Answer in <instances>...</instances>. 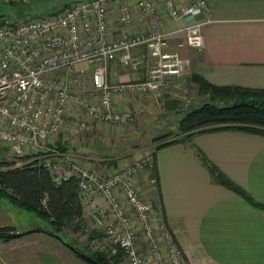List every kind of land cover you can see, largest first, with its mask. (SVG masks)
I'll use <instances>...</instances> for the list:
<instances>
[{"label":"built area","instance_id":"obj_1","mask_svg":"<svg viewBox=\"0 0 264 264\" xmlns=\"http://www.w3.org/2000/svg\"><path fill=\"white\" fill-rule=\"evenodd\" d=\"M11 1L30 0L0 4ZM111 1L73 0L53 13L22 19L0 14V148L18 158L17 164L43 165L56 183L76 178L84 206L103 199L90 214L103 231L88 241L91 251L121 253L125 264H186L164 213L139 191L136 175L153 167L156 144L132 163L102 174L51 141L64 128L89 131L92 125L84 115L113 124L133 121V111L115 108L120 97L159 92L184 72L188 59L165 49L170 32L158 25L165 17H194L180 27L185 37L178 45L204 48V29L212 20L208 0H164L162 6L156 0H124L136 4L147 26L129 28L135 14L124 2L118 36L110 25ZM138 47L147 53L134 52ZM114 61L135 69L145 65L146 76L110 82ZM82 62L87 68H77ZM147 177L157 184L155 175Z\"/></svg>","mask_w":264,"mask_h":264},{"label":"crops","instance_id":"obj_2","mask_svg":"<svg viewBox=\"0 0 264 264\" xmlns=\"http://www.w3.org/2000/svg\"><path fill=\"white\" fill-rule=\"evenodd\" d=\"M156 1L163 5L164 0ZM208 1L212 20L204 29V48L198 51L185 43L178 45L185 37L180 27L194 19L188 16L165 17L158 24L161 30L170 32L165 49L177 50L188 59L184 71L190 76L199 75L216 85L264 88V0ZM124 2L135 14L129 28L147 26L134 2L112 0L109 19L115 27L114 36L123 28L118 17ZM69 4L64 3L61 8ZM134 52L145 54L147 50L138 47ZM146 73L145 65L135 69L114 61L109 66L108 79L126 81L142 78ZM119 103L122 108L118 102L115 108L129 109L126 99ZM96 127L105 128L109 135L118 133L114 128L110 130L106 122ZM137 153H126L124 161H134ZM94 154L88 155L90 162L99 159ZM201 155L245 189L250 198L219 182ZM154 168L157 184L148 180L151 169L141 172L137 183L142 196L164 213L184 250L186 264H264V134L240 128L199 131L186 140L157 147ZM64 246L36 232L0 239V264H53V257L58 260L54 264H64V258L74 262L72 253L77 254Z\"/></svg>","mask_w":264,"mask_h":264},{"label":"rangeland","instance_id":"obj_3","mask_svg":"<svg viewBox=\"0 0 264 264\" xmlns=\"http://www.w3.org/2000/svg\"><path fill=\"white\" fill-rule=\"evenodd\" d=\"M72 1L73 0H30L27 3L11 1L10 3L0 4V14H5L11 20L27 18L38 14H50L59 10L64 3H71ZM82 67L87 68V64L84 62L77 64V68ZM200 84L201 82L199 78H196V75L190 76V74L184 71L182 74L170 80L166 87L161 89L159 93L156 92L157 94L139 96L125 95L120 97V101L123 99L128 101V110L134 112L135 119L133 121L113 124L106 121L88 119L84 115L83 118L92 125L89 131L81 132L77 129L64 128L59 133L54 134L51 141L60 143V145H63L61 146L63 150L69 153L70 156L74 157L79 162L90 163L93 168L102 174L113 173L117 169L133 162H129L128 160L124 161V158L127 156L125 154L128 152L132 153L138 151L135 156L136 160V158L145 153L147 147L152 144H156L157 148L162 141L168 140L169 138L188 139L186 135L187 132L183 131L182 128L184 117L189 113L191 114V112L195 111L202 104L213 101L210 99L213 95L212 90L203 88ZM255 97L264 99V95ZM119 100H117L118 104H120ZM215 101L218 104H224L223 102H225L224 99H215ZM228 101L231 102L233 99H228ZM257 102L260 106L264 107V102L259 100H257ZM119 106L122 108L121 104ZM120 107L118 109H120ZM105 122L110 130L114 128V131L116 130L118 133L109 135L105 128L100 127L99 129L96 127V124L99 125ZM94 153L99 157V159L94 161L96 163L90 162L88 159V155ZM0 160L14 162L15 164H13V166L21 165L17 164L18 158L10 153L2 151L1 148ZM149 168L151 171L153 170V167L151 168L150 166L148 169ZM146 170H144L143 174L146 173ZM139 174L140 173L136 175L137 178ZM97 204H104L103 199H98L92 202V204L88 203L87 206H85L84 211L86 215L88 214V219L86 220L84 218L79 229L73 230L74 228L66 227L61 231V234L66 236V238L73 239L77 242L76 245L82 247H85L92 237L96 235H100L98 237H101L103 235L102 229L95 225L89 216ZM6 224H11L9 226H16L19 228V231L35 227L39 228L38 226L44 229L50 228L51 230L52 227L47 216L37 212L35 209L21 206L17 202L3 197L0 198V225ZM36 234H42L51 240L62 243L55 237L46 233L36 232ZM29 235H31V233H29ZM72 255L76 257L74 258V262L72 260L69 262L67 258H64L63 263L90 264L74 253H72ZM52 259L53 264L54 260L56 262L58 261L56 257ZM116 264H125V262L119 260L116 261Z\"/></svg>","mask_w":264,"mask_h":264},{"label":"trees","instance_id":"obj_4","mask_svg":"<svg viewBox=\"0 0 264 264\" xmlns=\"http://www.w3.org/2000/svg\"><path fill=\"white\" fill-rule=\"evenodd\" d=\"M199 78L203 88L211 89L213 95L208 101L198 107L191 114H187L182 121L183 131L187 132L188 138L199 131H207L222 128H240L251 132L264 134V107L257 100L264 99L255 97L264 95V88L244 87L238 85H216ZM255 97V98H254ZM215 99H224V104H218ZM228 99H233L229 102ZM254 99V100H253ZM256 99V100H255ZM186 138H172L162 141L158 147L183 141ZM202 160L208 166L213 176L221 183L243 193L247 198L250 195L245 189L232 182L221 170L211 164L207 157L201 155ZM14 162L0 160V197H7L21 206L35 209L47 216L51 222V230L61 234L66 227L79 229V226L88 217L84 211V203L79 198L78 182L74 177L56 183L49 170L36 161L15 165ZM154 168V166H153ZM152 175L157 177L155 168ZM91 219V218H90ZM40 228V226H38ZM43 228V227H41ZM50 230V228H48ZM0 231H16L14 226H0ZM62 235V234H61ZM66 238V236H64ZM14 237L4 235L0 239L10 240ZM81 251L86 252L98 260L101 264H116L122 259V254L108 256L106 252L91 251L85 247L76 245V241L66 238ZM80 258L90 264L78 253Z\"/></svg>","mask_w":264,"mask_h":264},{"label":"water","instance_id":"obj_5","mask_svg":"<svg viewBox=\"0 0 264 264\" xmlns=\"http://www.w3.org/2000/svg\"><path fill=\"white\" fill-rule=\"evenodd\" d=\"M32 232H43V233H46L50 236H53L56 239H58L60 242H62L64 245H66L68 248H70L72 251H74L75 253H78L80 256L85 258L86 260L92 262L93 264H101L93 256H91L90 254H88L86 252L81 251L74 244L69 242L63 235H61L58 232L52 231V230L35 227V228L26 229L23 231H19V230H16V231H0V236L8 235V236H12V237H20V236H23V235H26V234H29Z\"/></svg>","mask_w":264,"mask_h":264}]
</instances>
